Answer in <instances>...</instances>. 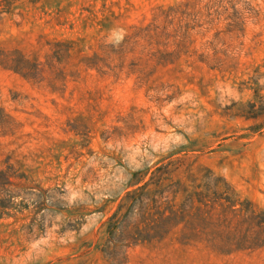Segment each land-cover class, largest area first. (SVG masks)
<instances>
[{
  "label": "rangeland",
  "instance_id": "rangeland-1",
  "mask_svg": "<svg viewBox=\"0 0 264 264\" xmlns=\"http://www.w3.org/2000/svg\"><path fill=\"white\" fill-rule=\"evenodd\" d=\"M104 3L117 16L110 29L84 27L89 9L111 14ZM52 4L31 12L40 28L27 35L29 24L0 22V44L23 38L43 63L28 78L0 64V167L9 159L27 176L0 219V264H109L80 244L97 240L131 172L169 160L173 180L197 184L210 170L264 211V0ZM40 189L57 207H36ZM126 257L264 264V245L223 251L154 239Z\"/></svg>",
  "mask_w": 264,
  "mask_h": 264
},
{
  "label": "trees",
  "instance_id": "trees-1",
  "mask_svg": "<svg viewBox=\"0 0 264 264\" xmlns=\"http://www.w3.org/2000/svg\"><path fill=\"white\" fill-rule=\"evenodd\" d=\"M52 1L57 2L55 6L60 12L63 0H0V22L13 20L18 28L29 24L30 31H22L27 35L40 28L31 12L54 6ZM103 7L111 14L98 19L97 11L89 9L83 19L84 27L97 26L98 33L110 29L117 16L105 3ZM13 38L17 41L13 48L0 44V64L24 78L40 73L43 63L36 51L22 46L23 38L15 35ZM176 162L155 163L131 172L128 183L115 199V209L98 231L97 240L84 241L80 247L94 244V249L102 252L109 264H126L128 248L154 239L158 242L168 239L182 246L203 244L223 251L264 245V211H257L250 200H241L225 178L214 176L210 170L202 174L197 184L188 185L180 178L173 180L179 171ZM5 163L0 167V219L8 214L7 209L13 208L16 195L13 190L23 187L22 179H27L25 174L16 173V165L9 163V159ZM16 178L20 181L16 182ZM41 190L36 207H57L54 196Z\"/></svg>",
  "mask_w": 264,
  "mask_h": 264
}]
</instances>
